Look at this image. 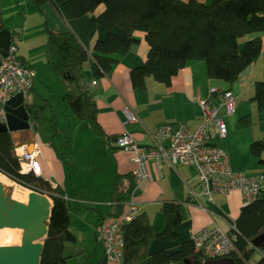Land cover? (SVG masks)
Listing matches in <instances>:
<instances>
[{
  "label": "crops",
  "instance_id": "crops-1",
  "mask_svg": "<svg viewBox=\"0 0 264 264\" xmlns=\"http://www.w3.org/2000/svg\"><path fill=\"white\" fill-rule=\"evenodd\" d=\"M169 1L208 6V0ZM104 11L105 8L100 7L94 14L77 19L68 6L57 10L48 4L39 14L32 0H0V29L12 34L18 58L33 73V87L26 105L46 108L39 120L31 122L29 133L11 134L14 143L17 148L26 147L27 152H32L35 146L39 148L38 178L54 190L62 191L70 205L71 231L78 241L71 248L84 244L82 248L86 252L89 248L92 250L88 255L96 264H114L106 260L103 245L96 238V227L118 222L127 212L129 203L116 218L115 184L118 178L127 179L123 185L129 188L133 171V155L116 149L114 139L127 133L140 147L151 148V134L163 125L173 128L184 125L197 130L203 117L194 101L212 102L209 96L212 87L205 65L193 63L182 70L169 87L148 79L145 91L135 90L131 72L145 64L149 53L144 35L136 34L138 44L113 57L117 64L107 77H96L92 58L84 66L82 91L90 93L95 103L96 122L103 134L98 136L66 108V92L50 69L46 43L47 31L70 32L91 57L96 44L108 39L107 31L97 23ZM80 89L74 85V94L78 95ZM127 109L138 119L137 124L126 123L124 111ZM211 137L214 145L213 127ZM161 168L160 173L155 164L147 165L149 180L141 188H134L133 198L140 207V214L149 218L158 234L166 229L163 207L179 205L184 221L176 229L174 242L152 243L149 258L143 264H153L157 254L173 255L182 251L191 243L194 233L217 229L216 196L213 204L197 196L201 189L195 171L183 166L172 168L167 163ZM0 177L8 180L3 175Z\"/></svg>",
  "mask_w": 264,
  "mask_h": 264
},
{
  "label": "trees",
  "instance_id": "trees-1",
  "mask_svg": "<svg viewBox=\"0 0 264 264\" xmlns=\"http://www.w3.org/2000/svg\"><path fill=\"white\" fill-rule=\"evenodd\" d=\"M32 1L39 14L48 4L57 10L68 6L77 19L94 14L100 7L105 8L104 13L97 18V23L107 31L108 39L96 44L91 57L70 32L53 34L47 31L46 43L50 69L66 92V108L80 122L88 124L98 136L103 134L96 122L95 103L90 93L82 91L84 66L92 58L96 77H107L117 64L113 57L138 44L136 34L144 35L149 53L145 64L131 72L135 90L145 91L148 79L169 87L172 80L193 63H203L207 78L211 80L208 6L169 0ZM74 85L81 88L78 95L74 94ZM45 109L26 105L33 123L40 119ZM16 148L11 134L0 133V175L52 201V216L40 264H68L70 258L66 252L78 244L71 231V207L59 189L54 190L50 184L33 174L20 175ZM126 180L118 178L115 184L116 218L121 216L122 207L134 199V177H130V186L125 189L123 183ZM161 212L166 220V229L161 234L155 232L145 214H139L132 223L121 228L124 241L121 264H143L149 258L153 242H174L177 239L176 229L184 221L182 208L179 205H167ZM152 261L153 264H203L205 260L201 252L189 243L178 253H160Z\"/></svg>",
  "mask_w": 264,
  "mask_h": 264
},
{
  "label": "built area",
  "instance_id": "built-area-1",
  "mask_svg": "<svg viewBox=\"0 0 264 264\" xmlns=\"http://www.w3.org/2000/svg\"><path fill=\"white\" fill-rule=\"evenodd\" d=\"M16 46H12L8 56L0 61V125L7 123V105L16 95H22L26 101L33 87V73L24 66L17 56ZM96 85V83H93ZM212 97V89L209 90ZM200 108L203 122L195 131L184 125L173 128L163 125L151 134L153 146L140 147L134 138L124 134L114 141L119 151L133 155L132 164L136 189L141 188L148 180L147 165L155 164L161 173V165L167 163L170 167L183 166L195 171L200 183L198 197L206 199L213 204L216 196L214 145L212 144L211 128L213 127L212 102L210 100L196 99L194 101ZM127 124H137L138 119L128 111H124ZM20 166V175H40L37 158L40 150L37 146L32 152L26 147L15 150ZM128 211L118 222L111 225L101 224L96 228V238L103 245L106 260L110 263L121 264L124 250L122 227L132 223L138 216V204L132 199L127 205ZM190 242L206 261H218L217 229H203L190 237Z\"/></svg>",
  "mask_w": 264,
  "mask_h": 264
},
{
  "label": "water",
  "instance_id": "water-1",
  "mask_svg": "<svg viewBox=\"0 0 264 264\" xmlns=\"http://www.w3.org/2000/svg\"><path fill=\"white\" fill-rule=\"evenodd\" d=\"M12 42V34L0 29L1 58L7 57ZM6 112L7 123L0 125V133L30 132L31 119L22 95L8 102ZM52 210L53 204L46 196L19 185L5 187L0 183V264H40Z\"/></svg>",
  "mask_w": 264,
  "mask_h": 264
},
{
  "label": "rangeland",
  "instance_id": "rangeland-1",
  "mask_svg": "<svg viewBox=\"0 0 264 264\" xmlns=\"http://www.w3.org/2000/svg\"><path fill=\"white\" fill-rule=\"evenodd\" d=\"M19 44V41H16ZM40 42V41H39ZM146 43V42H145ZM2 178V177H0ZM13 183V182H12ZM14 185H17L13 183ZM18 186V185H17ZM47 197V196H46ZM48 198V197H47ZM49 199V198H48ZM50 200V199H49ZM51 201V200H50ZM84 244L78 245V248L67 250L66 256L70 258L68 260V264H96L95 259H92L88 254L92 252V250L89 248L88 251L86 252L85 249L82 247ZM83 252V253H82Z\"/></svg>",
  "mask_w": 264,
  "mask_h": 264
},
{
  "label": "bare ground",
  "instance_id": "bare-ground-1",
  "mask_svg": "<svg viewBox=\"0 0 264 264\" xmlns=\"http://www.w3.org/2000/svg\"><path fill=\"white\" fill-rule=\"evenodd\" d=\"M0 183H2L5 187H17V185H14L12 182H10L8 180H5L3 178H0ZM128 208L129 207H127V211H128ZM138 208H139V213H138V216H139V214H140V207L138 206Z\"/></svg>",
  "mask_w": 264,
  "mask_h": 264
},
{
  "label": "clouds",
  "instance_id": "clouds-1",
  "mask_svg": "<svg viewBox=\"0 0 264 264\" xmlns=\"http://www.w3.org/2000/svg\"><path fill=\"white\" fill-rule=\"evenodd\" d=\"M12 46H14V45H12ZM12 46H11V47H12ZM7 56H8V55H7ZM6 58H7V57H6ZM2 59H5V58H1V60H2ZM21 63H22V62H21ZM22 64H23V63H22ZM23 65H24V64H23ZM24 66H25V65H24ZM26 67H27V66H26ZM24 101H25V100H24ZM205 261H206V260H205Z\"/></svg>",
  "mask_w": 264,
  "mask_h": 264
}]
</instances>
